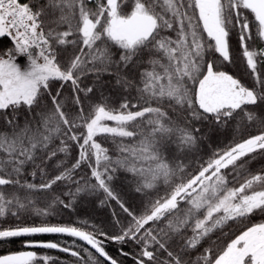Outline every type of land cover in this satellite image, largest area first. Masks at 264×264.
<instances>
[{
    "label": "snow or ice",
    "instance_id": "snow-or-ice-1",
    "mask_svg": "<svg viewBox=\"0 0 264 264\" xmlns=\"http://www.w3.org/2000/svg\"><path fill=\"white\" fill-rule=\"evenodd\" d=\"M233 35L251 85L227 71ZM3 37L12 46L0 50V218L72 207L56 187L79 185L84 178L74 174L87 167L95 183L63 195L102 190L130 221L115 234L86 222L8 226L0 240L72 237L83 245L27 240L24 247L57 250L75 264H122L106 246L129 242L135 249L119 254L132 264H264V170L244 169L264 156L257 111L264 106L257 43H264V0H0ZM110 84L121 97L116 104L103 92ZM254 121L258 132L212 149L188 170L184 157L204 138L198 124L211 132ZM109 139L111 153L102 142ZM120 171L137 192L163 184L164 195L137 215L109 185ZM0 264L60 262L24 250L0 255Z\"/></svg>",
    "mask_w": 264,
    "mask_h": 264
},
{
    "label": "trees",
    "instance_id": "trees-1",
    "mask_svg": "<svg viewBox=\"0 0 264 264\" xmlns=\"http://www.w3.org/2000/svg\"><path fill=\"white\" fill-rule=\"evenodd\" d=\"M260 47H264V43L257 42ZM11 40L9 37L0 38V50L11 47ZM232 52L234 57V63L231 65H226L227 71L231 74H234L238 78H241L246 85H251L253 81L247 76L245 64L241 58V53L239 51V45L237 43V38L235 35L231 39ZM264 67V66H262ZM106 81L111 80L114 84V78L105 76ZM92 78L86 80L85 83H91ZM112 84L108 85L103 89L105 96L114 103H118L120 100V94L117 90L112 87ZM58 83L53 84V88L58 87ZM69 89L65 88V94L67 95ZM259 115H264V106H261V109H258ZM201 127V131L204 134V138L198 141L197 149H194L191 153L187 154L184 157V163L189 166L188 170L192 171L198 167L200 159L206 160L214 148H223L230 143H234L239 140L242 136H247L249 133H256L260 130L257 122H252L251 124L246 125L245 127L239 128L236 124H232L228 127L221 128L218 130H213L209 132L207 125H197ZM105 147H108L110 153L113 151V145L111 140L102 141ZM177 155H182L177 153ZM77 157V148L75 146L71 149V154L68 157V162H74ZM61 159H63V154H61ZM246 171L252 173L260 172L264 170V156L254 155L252 158L247 160V163L244 165ZM239 171V169H238ZM75 178L80 180L81 177L84 178L79 185L73 184L71 182H61L58 187H56L57 194L61 195V198L65 202L72 201V207L64 208L63 206H57L53 211V214L48 217L36 216L35 214L22 213L17 219L13 216H6L0 218V228L8 226H17V225H39L42 222H47L51 224H75L76 226H84L85 222L89 226V230L100 229L108 232L109 234H115L120 231L122 225H127L130 221V217L122 211L119 204L115 200L108 199L106 194L97 189L96 191L84 190L77 194L74 198L68 195H63V193L72 192L75 193L76 187L80 186L84 188V181H87L89 184H94L95 181L90 177V171L87 167H82L81 169L76 170ZM28 179H31L29 176ZM40 178L37 177V181ZM112 190L119 196L120 200L125 203L132 211L137 215L145 211V207L149 202L156 198L157 193L159 195H164L166 186L163 184L158 186L157 190H152L148 195L144 193L137 192L135 190L136 184L134 179L123 171L117 172L113 179L109 182ZM104 201V203H101ZM38 207L44 206V201L37 205ZM115 212V216L113 213ZM119 220V224H117ZM253 222H260L259 217H254ZM163 226V225H161ZM227 230V229H226ZM218 235V234H217ZM213 239H216V236H213ZM226 238L221 237L217 242L220 246H223V242ZM27 240H37V241H59L67 242L72 244L75 238L68 237L62 234H44L36 235L30 237H18V238H8L5 240H0V255L9 254L16 251L28 250L24 247V242ZM77 246L83 245L79 240H75ZM211 242L205 241L203 246H209ZM87 247L86 245H84ZM123 247L124 251L131 252L135 249V245L129 242L127 245H119L114 243H108L106 250L110 255L116 257L122 261V264H132L131 258H125L120 256L119 249ZM40 255H49L52 257H58L60 264H75V258L71 257L66 253L51 249H35ZM102 259V258H101Z\"/></svg>",
    "mask_w": 264,
    "mask_h": 264
},
{
    "label": "rangeland",
    "instance_id": "rangeland-1",
    "mask_svg": "<svg viewBox=\"0 0 264 264\" xmlns=\"http://www.w3.org/2000/svg\"><path fill=\"white\" fill-rule=\"evenodd\" d=\"M19 62H20L21 64H24V63H25L24 59H20Z\"/></svg>",
    "mask_w": 264,
    "mask_h": 264
},
{
    "label": "water",
    "instance_id": "water-1",
    "mask_svg": "<svg viewBox=\"0 0 264 264\" xmlns=\"http://www.w3.org/2000/svg\"><path fill=\"white\" fill-rule=\"evenodd\" d=\"M82 242V241H81ZM82 243H84V242H82ZM43 249V248H42ZM51 250H53V249H51ZM55 251H57V250H55Z\"/></svg>",
    "mask_w": 264,
    "mask_h": 264
},
{
    "label": "flooded vegetation",
    "instance_id": "flooded-vegetation-1",
    "mask_svg": "<svg viewBox=\"0 0 264 264\" xmlns=\"http://www.w3.org/2000/svg\"><path fill=\"white\" fill-rule=\"evenodd\" d=\"M42 241V240H41ZM33 251L35 250V249H32Z\"/></svg>",
    "mask_w": 264,
    "mask_h": 264
}]
</instances>
